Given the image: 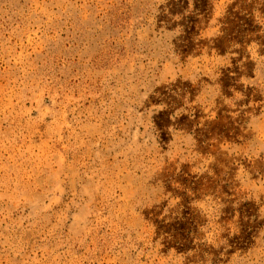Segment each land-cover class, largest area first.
I'll return each mask as SVG.
<instances>
[{
  "label": "rangeland",
  "instance_id": "1",
  "mask_svg": "<svg viewBox=\"0 0 264 264\" xmlns=\"http://www.w3.org/2000/svg\"><path fill=\"white\" fill-rule=\"evenodd\" d=\"M0 264H264V0H0Z\"/></svg>",
  "mask_w": 264,
  "mask_h": 264
}]
</instances>
